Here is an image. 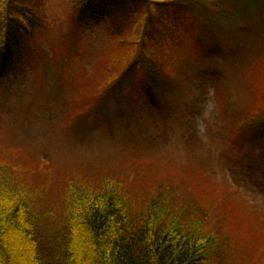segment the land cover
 <instances>
[{
    "label": "rangeland",
    "instance_id": "rangeland-1",
    "mask_svg": "<svg viewBox=\"0 0 264 264\" xmlns=\"http://www.w3.org/2000/svg\"><path fill=\"white\" fill-rule=\"evenodd\" d=\"M50 1L33 3L43 10L44 30L51 43L45 35L26 42L14 73L0 83V136L49 157L50 165L43 164L44 168L58 171L57 180L66 173L86 174L88 168L104 165L134 178L139 166L152 163L157 172L171 178L184 199L197 198L212 188L209 194L223 200L221 213L229 208L226 197L231 196L244 203L250 214L240 218L231 214L238 226L235 251L214 264H243L253 240L244 238L241 229L253 227L258 220L264 223V153L259 145L250 144L247 132H239V120L242 114L258 110L255 104L260 99L259 105H264V65L245 67L238 54L244 42L255 37L264 53L263 15L257 11L246 22L245 17L224 21L216 34L203 26L208 22L205 11L191 5L153 10L154 18L147 24L142 18L146 5L125 2L109 22L86 25L71 20L73 13L64 1ZM249 3L240 0L236 6L245 10ZM161 22L176 33L166 46L158 34ZM133 24V31L123 34ZM145 25L153 40L145 48H165L169 53L171 88L152 105L139 90L137 72L142 66L132 68L128 71L132 85L114 92L104 107L106 117L98 115V123L88 133L76 132L69 118L72 98L80 89L102 91L112 84L122 66V51L115 40L123 35L137 41ZM258 54L264 59V54ZM233 55L235 61L230 58ZM256 56L257 52L251 55L253 61ZM62 78L63 98L54 93ZM256 132L261 134L263 127ZM137 155L142 159H136ZM161 181L156 176L151 185ZM136 184L144 189L143 181ZM256 229L264 234V224Z\"/></svg>",
    "mask_w": 264,
    "mask_h": 264
},
{
    "label": "trees",
    "instance_id": "trees-1",
    "mask_svg": "<svg viewBox=\"0 0 264 264\" xmlns=\"http://www.w3.org/2000/svg\"><path fill=\"white\" fill-rule=\"evenodd\" d=\"M62 1L73 13L71 20L78 24L109 20L122 3L138 2L147 7L142 13L147 24L154 18L153 10L191 5L205 11L208 22L203 26L216 34L224 21L245 17L246 22L257 11L263 15L264 28V0H247L250 3L245 10L236 6L240 0H208L214 4L212 7L206 0H108L109 5L104 8L99 5L100 0ZM133 26L123 34L133 31ZM44 28L43 10L33 0H0V83L5 84L4 79L14 73V63L21 59L26 42L45 35L51 43ZM158 34L166 46L176 33L161 22ZM121 36L115 40L122 51V66L117 64L115 81L102 91L76 89L78 93L72 98V108L69 107L71 128L75 126L76 132L88 133L98 115L106 117L104 107L113 99L114 92L122 85H132L128 72L132 68L142 66L137 72L139 90L152 105L170 89L169 53L165 48H145L153 41L148 27L145 25L137 41ZM248 52L250 55L241 58L242 53ZM256 52L253 61L251 55ZM258 53L264 54L263 44L255 37L254 41L244 42L238 56L245 67L255 69L264 65ZM231 59L235 61V55ZM64 89L62 78L54 93L63 98ZM261 100L256 102L259 109L254 113L242 114L239 132H247L250 144L259 145L264 153ZM262 127L261 134L256 132ZM67 128L72 133L70 125ZM135 158L141 160L142 156ZM49 160L12 138L0 136V264H214L221 256L235 251L232 248L238 226L232 223L235 219L231 214L239 218L241 214H250L244 203L229 195V208L220 213L223 200H215L209 194L212 188H206L204 195L197 198L184 199L171 178L157 172L152 163L139 166L134 178L121 169L104 165L90 167L86 174L66 173L57 180L54 177L58 171L44 168L43 164L50 165ZM156 176L163 181L151 185ZM140 181L144 189L136 184ZM220 223L222 232L218 231ZM263 224L258 220L253 227L241 229V233H246L244 238L253 240L243 264H264V234L256 229Z\"/></svg>",
    "mask_w": 264,
    "mask_h": 264
},
{
    "label": "bare ground",
    "instance_id": "bare-ground-1",
    "mask_svg": "<svg viewBox=\"0 0 264 264\" xmlns=\"http://www.w3.org/2000/svg\"><path fill=\"white\" fill-rule=\"evenodd\" d=\"M99 5L103 8L107 7V5H109V1L108 0H100Z\"/></svg>",
    "mask_w": 264,
    "mask_h": 264
}]
</instances>
